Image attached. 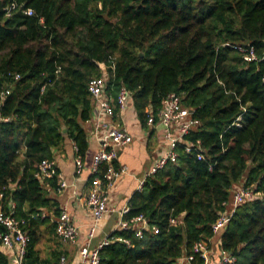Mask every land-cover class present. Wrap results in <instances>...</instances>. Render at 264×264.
Instances as JSON below:
<instances>
[{"label":"trees","instance_id":"obj_1","mask_svg":"<svg viewBox=\"0 0 264 264\" xmlns=\"http://www.w3.org/2000/svg\"><path fill=\"white\" fill-rule=\"evenodd\" d=\"M249 48L256 59H245ZM101 63L108 97L116 104L126 86L144 129L169 94L180 96L200 121L184 140H200L205 159L179 147L177 162L148 177L124 218L143 214L159 233L114 230L99 264H176L215 235L241 182L257 197L231 208L221 246L235 264H264V0H0V208L15 202L28 218L25 264L38 258L34 226L50 222L43 211L60 214L49 191L57 179L41 180L39 165L67 138L85 156L88 85ZM0 264H10L1 239Z\"/></svg>","mask_w":264,"mask_h":264},{"label":"built area","instance_id":"obj_2","mask_svg":"<svg viewBox=\"0 0 264 264\" xmlns=\"http://www.w3.org/2000/svg\"><path fill=\"white\" fill-rule=\"evenodd\" d=\"M30 15L33 10H26ZM246 52L245 59H256V53L253 48L243 49ZM103 70L102 76L94 77L89 81L88 90L97 108V121L95 125V136L99 141L100 147L93 157V165L91 168L93 178L92 186L86 196V204L92 210V223L88 233V240L84 245L80 246V260L77 264H99L101 249L109 245L113 240L111 234L108 235L97 246L92 247L91 242L95 237L100 221L105 214L110 210L108 201L111 191L116 181L125 174L129 173V167L126 164L119 163V150L133 141V136L130 131L120 122L115 121L117 114L124 111L132 100L131 91L122 86L116 97V104L108 97L106 92L108 71L107 66L101 63ZM114 69L115 66L112 65ZM19 75L16 76L18 78ZM9 93V89L2 91L1 99ZM118 108V109H117ZM3 119L0 113V120ZM161 124L165 130V139L168 147L163 151L155 163L147 170L142 179L138 183V189H141L146 179L159 170L163 169L169 162L175 163L179 157V147H183L186 153L195 154L198 160H204V149L200 140L196 142H187L185 136L194 130L199 124V119L193 116V111L184 106L180 96L176 93H171L164 100L163 107L157 114V118L151 112L148 115L147 124L154 126ZM239 124V123H237ZM100 128L105 131L101 133ZM76 173L81 174L85 168L83 157L79 154L75 159ZM102 165L105 168L102 170ZM38 177L41 180L53 178L57 175L56 163L54 159H43L39 165ZM69 184L62 179L59 188L67 187ZM257 193L255 190L244 184L237 187L230 201L224 202L225 210L222 211L216 222L213 224L215 234H220L227 226L230 219L231 208L237 205L256 199ZM129 211V206H125L120 211V218L116 227L117 229L132 230L138 238H143L145 231L150 230L154 234L159 233V227L151 225L148 219L143 215H137L131 219H125L124 215ZM37 215H32L36 217ZM41 217H46L43 212ZM55 229L58 238L70 244L78 242L80 230L73 222L71 214L66 206L61 208L59 216L55 218ZM179 218H172L171 223L177 224ZM0 223L5 227V231L0 234L1 248L4 253L11 255L10 264H25L28 246L31 242V236L28 232V218L18 217L16 215V204L12 202L8 210L0 208ZM130 243L128 239L117 238ZM208 241L199 240L193 245V252L189 255H184L177 260L176 264H187L195 260L196 256L204 260V264L209 261ZM61 264H67V259L62 256ZM236 257L229 251L222 248L221 257L218 264H235Z\"/></svg>","mask_w":264,"mask_h":264},{"label":"crops","instance_id":"obj_3","mask_svg":"<svg viewBox=\"0 0 264 264\" xmlns=\"http://www.w3.org/2000/svg\"><path fill=\"white\" fill-rule=\"evenodd\" d=\"M111 99L113 100V98ZM96 121L97 108L95 107L92 117L84 124L88 134L89 146L85 156H83L85 168L81 174L76 173L74 159L77 155V146L71 138H67L60 147L53 150L58 187L57 189L49 188L50 196L57 199L60 211L63 206L68 208L73 222L80 230L78 242L70 244L61 241L56 234L54 222L59 215H55L53 210H44L43 212L49 217L50 222L39 223L34 226L38 238L35 247L38 258L33 264H61L62 256L66 257L67 264H77L80 260L79 249L88 240L93 218L92 210L86 204V196L92 186L93 157L100 147L95 136ZM115 121L124 125L133 136V141L119 150L118 161L129 167V173L116 181L108 201L110 210L100 221L97 233L91 242L92 247L97 246L116 230L120 211L128 206L131 195L138 189L140 179L168 147L164 127L158 123L154 126L148 125V128L144 129L138 119L132 100L124 111L117 114ZM159 130L161 134H159ZM100 131L104 133L105 130L100 128ZM62 179L66 180L69 185L59 188ZM51 224L54 225V228L51 227ZM208 243L209 261L207 264H218L222 252L221 235L215 234ZM5 254L11 258L10 254Z\"/></svg>","mask_w":264,"mask_h":264},{"label":"rangeland","instance_id":"obj_4","mask_svg":"<svg viewBox=\"0 0 264 264\" xmlns=\"http://www.w3.org/2000/svg\"><path fill=\"white\" fill-rule=\"evenodd\" d=\"M162 127H163V126H162ZM159 132H160V133H159ZM159 132H158V133L161 134V131H160V130H159ZM242 183H243V182H242ZM242 183H241V184H242Z\"/></svg>","mask_w":264,"mask_h":264},{"label":"water","instance_id":"obj_5","mask_svg":"<svg viewBox=\"0 0 264 264\" xmlns=\"http://www.w3.org/2000/svg\"><path fill=\"white\" fill-rule=\"evenodd\" d=\"M63 131H64V132H66V129H65V128H63Z\"/></svg>","mask_w":264,"mask_h":264}]
</instances>
